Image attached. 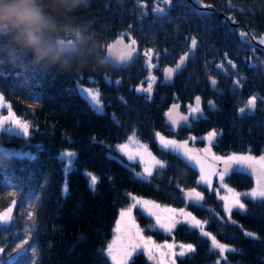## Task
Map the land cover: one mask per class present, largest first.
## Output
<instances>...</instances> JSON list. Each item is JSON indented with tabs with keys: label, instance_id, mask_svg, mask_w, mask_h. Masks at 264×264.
<instances>
[{
	"label": "trees",
	"instance_id": "trees-1",
	"mask_svg": "<svg viewBox=\"0 0 264 264\" xmlns=\"http://www.w3.org/2000/svg\"><path fill=\"white\" fill-rule=\"evenodd\" d=\"M43 3L55 25L42 36L47 55H38L12 32L0 33V92L18 116L35 125L27 137L0 130V144L14 151H30L36 157L30 160L5 156L0 149V208L7 207L13 198L9 195L12 191L17 200L16 222L0 226L6 229L0 230V247L5 249L0 258L8 260L11 254L15 257L11 264H110L100 253L112 236L118 210L130 201L123 193L135 192L184 206L198 218L208 219L207 229L238 250L225 254L228 264H264V206L253 205L243 197L248 214L233 210L235 224L213 221L207 209H214L221 216L222 202L196 183L198 169L161 152L152 139L153 131L186 138L215 129L218 134L222 132L211 145L217 154L264 153V45L259 43L264 36V0H203L211 6L206 9L212 13L211 18L206 21L193 11L197 6L190 0H78L74 5L43 0ZM157 6L166 15L162 17L156 11ZM239 31L248 34V43H241ZM121 33L136 38L141 53L126 70L105 62L104 46ZM192 36L198 42L187 66L172 85L164 83L162 69L174 64L189 49ZM124 37L130 39L129 35ZM67 39L74 40L73 47L64 46ZM148 48L159 53V58L152 60L158 68L150 70L157 77L150 98L134 91L135 86L147 84L149 69L143 51ZM221 63L226 71L216 67ZM250 64L255 67H249ZM105 76L113 82L119 79L120 84L106 83ZM212 77L216 80L215 89L211 88ZM236 79L241 81L239 87L233 85ZM77 80L99 86L105 107L103 114L93 111L75 87ZM253 94L258 97L256 109L240 113L238 110L245 108ZM197 95L207 119L197 122L192 118L190 128L169 130L164 113L170 105L178 102L187 111L186 105L194 103ZM121 96L128 101L127 107L118 99ZM209 100L214 109L210 110ZM3 113H7L6 107ZM113 114L123 127L113 123ZM133 126L139 138L169 165L154 171L151 177L159 191L146 182L131 179L124 166L107 159L106 154L114 149L92 142L94 137L115 145L125 140ZM36 145L41 147L37 149ZM66 151L76 153L69 168H65L67 160L59 158ZM89 172L99 177L95 191L89 187ZM225 180L243 192L252 185L250 174L240 170L230 172ZM177 183L185 189L196 187L204 192L206 208L185 203ZM33 192L37 196L36 216L34 223L26 225V213L32 209L21 201H26ZM137 212L141 221L153 223L147 215ZM25 226H30L34 236L29 235L27 244L16 249L17 234L23 238ZM150 230L158 239L174 237L196 246L195 252L178 257L177 264H215L219 259L216 252H210V242L194 230L181 225L173 235L160 229ZM245 231L255 232L258 238L246 237ZM28 245L35 247L34 256ZM129 264L153 262L140 251ZM220 264L225 261L220 259Z\"/></svg>",
	"mask_w": 264,
	"mask_h": 264
},
{
	"label": "snow or ice",
	"instance_id": "snow-or-ice-1",
	"mask_svg": "<svg viewBox=\"0 0 264 264\" xmlns=\"http://www.w3.org/2000/svg\"><path fill=\"white\" fill-rule=\"evenodd\" d=\"M193 3L197 6L193 9L202 19L206 21L211 18L212 13L206 11L210 8V5L203 3V0H193ZM161 16L166 15L164 9L156 8ZM241 11H244L242 8ZM235 22V18H231ZM164 22L163 20L161 21ZM170 22V21H169ZM240 37L242 44L248 43L246 39L247 35L243 31L237 33ZM124 35H129L130 39L125 42ZM191 44L188 51L184 52L179 56V60L176 62L175 67H165L162 69L163 80L165 82L172 81L175 75H178L186 67V59L190 58L197 47V38L192 36ZM260 42L264 43V36L260 37ZM105 47V62L112 64L114 67L121 69H127L131 63L138 57L137 48L138 41L136 38L131 37L130 33H121L120 37L113 43L107 44ZM167 53V50H164ZM227 56V53L224 54ZM143 57L145 58L146 67L149 69V75L147 77V87L143 85H137L134 91L137 94H143L150 98L153 91V85L157 81V77L151 74V69L158 65H153L152 60L159 58V53L153 48H148L143 51ZM228 64L235 68V64L228 60ZM217 68L224 70L223 63L216 65ZM249 67H255V65H249ZM105 82L116 85L120 84V80L117 79L115 82L111 81L105 76ZM212 86L215 88L216 80L214 77L209 78ZM235 87L241 85L240 79L233 81ZM79 87V86H78ZM82 95H85L90 107L97 114H103L104 108L100 100V92L94 89H80ZM120 102L127 107L128 101L123 97H118ZM258 97L253 94L248 97L245 108H241L238 111L245 113L246 111H254L256 109ZM201 97L199 95L194 97V103L186 105L187 114L179 111L180 104L173 103L164 115L167 118V127L169 130H175L177 126H191L189 124L190 117H196L197 122L200 119H207L204 115L203 108L201 107ZM209 108L214 109L215 105L211 100L208 102ZM0 107H6L7 114L0 115V129L5 130L9 134L20 135L27 137L30 134V129L35 128V125L27 119H23L18 116L12 108L11 102H6L3 93H0ZM113 123L117 127H123L121 122L116 119L115 114L112 116ZM221 133H217L215 129L210 130L205 137L200 138L202 141L207 140V144L203 148H197L190 146V141H196L198 138L189 135L186 139H176L174 136H166L160 131L152 132L153 142L157 143L158 149L165 153L174 155L177 159H182L189 167L198 169L199 175L196 183L198 185L205 186L209 194L214 193L215 196L222 202V211L226 216H220L214 209H207L213 217V221H218L221 224L229 222L235 224L232 220V212L236 210L240 214H248L249 209L245 203L242 202L241 197L248 199L253 205L264 206V153L259 156L248 152H231L226 155H219L212 150V143ZM93 143H100L104 147L112 150L114 149L119 155H112L109 151L106 154V158L109 160H116L122 166H124L131 174V179L140 182H146L151 186L155 187L158 191L159 186L152 183L151 177L154 171L164 170L169 165L168 163L158 158L152 153L147 143L143 142L137 135V129L135 126L132 127L130 133L126 134L124 142L116 145L106 144L104 141H98L94 137L92 138ZM37 149L41 146L36 145ZM5 156H19L27 157L30 160H34L36 157L30 151H14V150H2ZM76 156L75 152L66 151L61 152L59 158L64 161L67 160L65 168L71 167L73 158ZM122 157L127 158V162ZM139 161L142 165V171L136 172L132 168V163ZM239 167L241 172L247 171L254 178V186L245 192H240L237 189L230 187L229 184L225 183V177L229 174L233 166ZM89 176V187L95 191L99 177L95 174L87 173ZM218 178V187H213V179ZM109 180L112 178L109 177ZM6 188L18 187V185H5ZM177 190L180 194V198L185 203H191L192 206L198 209H205L206 205L203 203L205 199L204 192L198 191L196 187L183 188L178 183L176 185ZM223 190L224 194L221 195ZM64 191H67V185L64 187ZM13 198L9 201L7 207L0 208V226L11 225L16 222L14 217V208L17 205L15 199L16 193L14 191L9 193ZM23 195V194H22ZM130 202L121 207L118 210V218L115 221V227L113 229L114 235L110 241L107 242L106 246L101 251V255L109 261L110 264H129L130 259L138 250H142L147 260L153 262V264H176V257H186L188 254L195 252L196 246L192 243H177L173 241L169 243L164 241L163 243H157L153 240L152 236L144 234V229L140 227L137 219L134 215V209L141 211L142 214H146L148 218L152 219L154 223L149 225L150 229H162L166 233H172L177 225L186 227L189 231H196L201 238H206L210 242L209 250L214 251L218 254L219 259L215 264H220V259L228 264L226 253H236L238 250L227 243H223L217 239L211 231L206 229L209 224L208 219H200L193 214L192 211L187 210L185 207L176 208L168 204H160L156 200L145 198L140 195H136L131 192L123 193ZM171 195V194H169ZM36 200L37 196L33 192L27 197L26 201L22 199L21 203H27V206L32 210L26 213L27 220L26 225L34 223L33 217L36 216ZM20 219H24L23 216ZM6 230V229H0ZM26 235L21 238L17 234L19 243L15 244L16 249H20L21 245L27 244L28 236H34L31 232L30 226H25ZM244 235L253 239H257L255 232L245 231ZM31 249L33 256L36 253L35 247L28 245ZM178 248V251H177ZM5 249L0 247V254L4 253ZM11 254L9 259L4 260L0 258V264H11L14 260Z\"/></svg>",
	"mask_w": 264,
	"mask_h": 264
},
{
	"label": "clouds",
	"instance_id": "clouds-1",
	"mask_svg": "<svg viewBox=\"0 0 264 264\" xmlns=\"http://www.w3.org/2000/svg\"><path fill=\"white\" fill-rule=\"evenodd\" d=\"M78 0H53V3L75 4ZM52 17L45 11L43 0H0V33L12 32L38 55H47L42 45L46 30L54 28Z\"/></svg>",
	"mask_w": 264,
	"mask_h": 264
},
{
	"label": "rangeland",
	"instance_id": "rangeland-1",
	"mask_svg": "<svg viewBox=\"0 0 264 264\" xmlns=\"http://www.w3.org/2000/svg\"><path fill=\"white\" fill-rule=\"evenodd\" d=\"M90 80L91 81H93L94 80V78L93 77H90ZM79 86V87H78ZM76 88H77V90L80 92V89L81 88H83V89H89V88H91V89H94V90H98L99 92H100V94H101V91H100V88H99V86L96 84V83H87V82H82L81 80H77V83H76V86H75ZM143 87H147V84H145V85H143ZM0 93H2V92H0ZM81 93V92H80ZM4 96V95H3ZM84 97H85V95H83ZM86 98V97H85ZM100 100H101V103H102V105H103V108H104V110H105V107H104V104H103V101H102V99H101V95H100ZM5 101L6 102H9L7 99H5ZM3 108L4 107H0V115H6L5 113H3ZM0 130H2V129H0ZM162 133V132H161ZM164 135H166V134H164ZM191 136H195V137H197L198 139L196 140V141H190L189 142V144H190V146H194V147H197V148H203L204 146H205V144H207V140L205 139V140H203L204 141V144L202 145V144H200L199 142H198V140H200V138H202V137H205L206 136V134L205 135H196V134H190ZM166 136H173V135H166ZM176 139H186V138H180V137H177V136H174ZM200 141H202V140H200ZM122 142H124V141H122ZM122 142H119V143H122ZM143 142H145V141H143ZM145 143H147V142H145ZM118 144V143H117ZM148 144V143H147ZM116 145V144H115ZM148 146H149V144H148ZM149 148H150V150L152 151V153L154 154V155H156L154 152H153V150L151 149V147L149 146ZM0 149H2V150H12V149H8V148H6V147H4V146H2L1 144H0ZM213 150V149H212ZM112 152V155H119V153H117L115 150H112L111 151ZM231 153V152H230ZM227 154H229V153H227ZM252 154H254V153H252ZM219 155H226V154H219ZM254 155H257V156H259L260 154H254ZM157 156V155H156ZM124 160H125V162H127V158L126 157H122ZM132 168H134L135 169V171L136 172H141L142 171V165L139 163V161H136V162H134V163H132ZM245 172H247V171H245ZM89 173H91V172H89ZM248 173V172H247ZM251 176V175H250ZM225 179H226V177H225ZM225 183H227V184H229L226 180H225ZM219 186V183H218V178H215L214 177V179H213V187H218ZM229 186L230 187H233V188H235V189H237L238 191H240V192H242L243 193V191H241L239 188H237V187H235L234 185H231V184H229ZM254 186V178L252 177V185H251V187H253ZM251 187H249L248 189H246V191L247 190H249ZM131 193H134V194H136V195H140V194H138V193H135V192H131ZM224 194V192H223V190L221 191V195H223ZM140 196H143V195H140ZM143 197H145V198H150V199H153V200H156V199H154V198H152V197H147V196H143ZM241 199H242V202L243 203H245V200L243 199V197H241ZM157 202H159L160 204H168V203H165V202H162V201H159V200H156ZM130 202V201H129ZM168 205H171V206H173V207H176V208H180V207H184V206H178V205H172V204H168ZM186 208V207H185ZM188 210V209H187ZM138 210L137 209H134V215H135V217H136V219H137V222H138V224L140 225V227L141 228H143L144 229V234L145 235H148V236H152V238H153V240L154 241H156L157 243H163L164 241H168L169 243H172L173 241H175L176 243H177V245H179V243H186V242H184V241H180V240H177V239H175L174 237H172V238H170V239H158V238H156V236H155V234L154 233H152V232H150L151 230H150V228H149V225H151L152 224V222L150 223V222H148V221H146V222H143V221H141L140 219H139V217H138V212H137ZM146 215V214H145ZM221 216H226V214L223 212V215H221ZM118 218V217H117ZM153 223H154V221H153ZM177 226H179V225H177ZM114 227H115V223H114ZM114 227H113V229H114ZM206 229H207V227H206ZM156 230V229H155ZM160 230H162V229H160ZM208 230V229H207ZM163 231V230H162ZM209 231V230H208ZM174 232V231H173ZM173 232L172 233H170V234H172L173 235ZM113 235H114V231L112 232V236H111V238L108 240V241H110L111 239H112V237H113ZM107 241V242H108ZM107 244V243H106ZM140 251H142V250H138L136 253H138V252H140ZM177 251H178V248H177ZM136 253H134V255L136 254ZM134 255L132 256V258L134 257ZM179 256H177L176 257V264H177V258H178ZM131 258V259H132ZM130 259V260H131Z\"/></svg>",
	"mask_w": 264,
	"mask_h": 264
},
{
	"label": "water",
	"instance_id": "water-1",
	"mask_svg": "<svg viewBox=\"0 0 264 264\" xmlns=\"http://www.w3.org/2000/svg\"><path fill=\"white\" fill-rule=\"evenodd\" d=\"M192 3H193V0H190ZM221 15H224L223 13H221ZM119 37H117V38H115L113 41H112V43L115 41V40H117ZM124 40H125V42H128V40H126L125 38H124ZM65 45H67V46H74V42L73 41H67V42H65ZM186 51H188V50H186ZM185 51V52H186ZM137 53L139 54V51L137 50ZM183 54V53H182ZM181 54V55H182ZM140 55V54H139ZM138 55V56H139ZM189 59V58H188ZM188 59H186V66H187V62H188ZM179 60V58L177 59V61ZM176 61V62H177ZM176 62L173 64V65H166L165 67H175V64H176ZM164 67V68H165ZM175 77H176V75L174 76V78H173V80L172 81H168V82H165L166 84H168V85H172L173 83H174V79H175ZM211 88H213V89H215L216 88V86H215V88L212 86V84H211ZM174 103H177V102H174ZM173 104V103H172ZM171 104V105H172ZM179 111L180 112H182V113H185V114H187V112L186 111H183L181 108L179 109ZM252 112V111H251ZM194 117V116H193ZM191 118V117H190ZM189 124L191 125V121H190V119H189ZM179 127H190V126H177L176 127V129L175 130H177ZM236 169H238V166H236V165H234L233 166V168L230 170V171H233V170H236Z\"/></svg>",
	"mask_w": 264,
	"mask_h": 264
}]
</instances>
